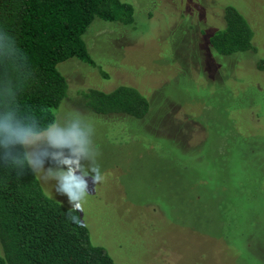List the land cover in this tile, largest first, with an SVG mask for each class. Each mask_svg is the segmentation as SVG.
<instances>
[{"label": "rangeland", "instance_id": "obj_1", "mask_svg": "<svg viewBox=\"0 0 264 264\" xmlns=\"http://www.w3.org/2000/svg\"><path fill=\"white\" fill-rule=\"evenodd\" d=\"M122 1L132 22L93 19L83 39L94 65L58 63L67 96L24 143L43 190L79 212L116 264H264V0ZM227 5L249 22L254 50L211 49ZM118 85L147 98L144 117L87 107L88 90ZM73 128L83 152L55 142ZM76 165L89 174L82 205L52 178Z\"/></svg>", "mask_w": 264, "mask_h": 264}, {"label": "trees", "instance_id": "obj_2", "mask_svg": "<svg viewBox=\"0 0 264 264\" xmlns=\"http://www.w3.org/2000/svg\"><path fill=\"white\" fill-rule=\"evenodd\" d=\"M223 14V26L208 38L211 49L221 56L254 50L242 13L227 5ZM132 15L133 6L122 0H0V119L10 115L29 134L47 130L68 93L58 63L77 58L94 65L83 39L88 25L95 17L128 24ZM256 67L264 70L263 58ZM84 96L98 114L141 119L149 110L130 85ZM2 141L0 134V264H116L92 243L79 212L45 193L25 145Z\"/></svg>", "mask_w": 264, "mask_h": 264}, {"label": "clouds", "instance_id": "obj_3", "mask_svg": "<svg viewBox=\"0 0 264 264\" xmlns=\"http://www.w3.org/2000/svg\"><path fill=\"white\" fill-rule=\"evenodd\" d=\"M0 134L3 135V143L7 146L8 144L20 143L24 144L28 142L29 133L27 130L20 126L19 122L14 121L10 115H6L0 119ZM56 143H77L81 145L79 149L81 152L84 151L85 139L79 130L75 128L70 129L66 134H60L55 138ZM15 159V158H14ZM29 164L32 165L34 162L29 159ZM80 173V178H77V174ZM89 174L81 173L79 165L70 166L66 172L62 173L57 177H52L56 180L55 190L60 195L67 198L70 204L82 205L85 200V190L87 189V180L85 179ZM91 175L93 180H103V175L100 172V167L96 166L91 169ZM69 219L75 221L73 215H69Z\"/></svg>", "mask_w": 264, "mask_h": 264}]
</instances>
